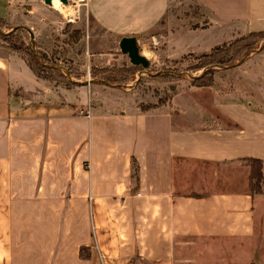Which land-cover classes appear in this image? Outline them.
<instances>
[{
    "label": "crops",
    "instance_id": "0c3cea01",
    "mask_svg": "<svg viewBox=\"0 0 264 264\" xmlns=\"http://www.w3.org/2000/svg\"><path fill=\"white\" fill-rule=\"evenodd\" d=\"M172 1L83 0L75 16L92 44L132 35L153 47ZM189 1L230 37L264 31V0ZM57 10L0 0V19L35 39ZM242 66L246 86L264 82V64L231 69ZM99 80L52 86L0 54V264H264V189L243 162L264 161V94L213 90L206 108L191 89L214 82L189 84L188 97L142 109L95 100Z\"/></svg>",
    "mask_w": 264,
    "mask_h": 264
},
{
    "label": "rangeland",
    "instance_id": "374dc122",
    "mask_svg": "<svg viewBox=\"0 0 264 264\" xmlns=\"http://www.w3.org/2000/svg\"><path fill=\"white\" fill-rule=\"evenodd\" d=\"M72 4L70 2L68 7L56 6L59 22H52L51 32L44 34L42 38L31 37L25 27L22 32H10L13 31V26L7 23L0 24V54L14 53L23 57L27 62L26 59H34L31 54L36 53L42 64L58 68L57 74L50 73L51 76L56 77L50 81L49 85L52 86H67V76L72 81L76 78L85 79L88 71L90 81L92 77L100 79L97 85L91 86V92H95L94 99L103 100L100 103H106L105 101L109 100L115 105H130L146 109L167 102L173 94L178 92H181L178 97L181 96L184 99L188 97V92L182 91L189 86L191 77L202 70V68L188 69L190 65L199 61L196 55L201 51L209 50V47L215 43L228 42L246 34L237 33L230 37L225 25L209 20L208 13L199 5L189 0H173L165 15V21L170 28L168 38H159L153 47L150 41L144 45L137 44L139 52L148 60L147 66L142 67L139 64L130 63L127 55L119 48L113 49L108 43V38L97 39L92 44V39L86 36L84 20L80 22L75 17L73 22H67L62 13L67 10L73 11ZM78 11L80 12V6H78ZM88 46L99 52L87 53ZM149 48L154 52H149ZM259 48L263 51L260 54H254ZM241 62L264 64V35L257 36L251 47L235 60L228 62L226 66H212L215 69L212 74L214 82L212 90L209 89L203 93V87H194L191 91H197L196 94L203 97L202 101L207 106L206 108L211 107L206 95L213 90L224 92L230 89L231 92L241 93L249 88L254 93L264 94V82L261 80L252 81L259 86H246L250 81L246 79L247 71L244 66H242L243 69H231ZM167 69L173 70L174 73L178 71L179 76L161 78V74L166 73ZM42 71L49 74L47 70ZM154 74L158 76L151 77ZM81 93L85 98L90 92L88 89L87 93L84 87ZM262 173L257 178L249 179V187L252 190H259L262 187L264 189V168Z\"/></svg>",
    "mask_w": 264,
    "mask_h": 264
},
{
    "label": "trees",
    "instance_id": "16d2710c",
    "mask_svg": "<svg viewBox=\"0 0 264 264\" xmlns=\"http://www.w3.org/2000/svg\"><path fill=\"white\" fill-rule=\"evenodd\" d=\"M6 23L3 19H0V24ZM25 28L21 26H17L11 30L10 32H22ZM10 34V33H7ZM263 36L264 31H255V32H247L246 34L236 37L228 42H222L212 46L209 50L200 52L196 57L199 59L193 65H190L188 69H201L199 74L192 76L189 84L195 86H209L213 83V72L214 68L212 66L217 65L220 67L226 66L228 62H231L238 58L247 48L251 47L256 41L257 36ZM17 47V46H16ZM34 53V52H33ZM34 59L27 60L28 65L34 71V73L41 78H45L51 81V79H56L55 76H51L50 73L57 74L58 68L56 66H46L40 62L38 59V55L36 53L31 54ZM209 65L210 67H205ZM47 70L49 74H45L44 71ZM174 71L167 69L166 73L161 74V78H174L178 77V71ZM158 74L151 75V77H156ZM67 78V86L75 84L76 81H72L69 76ZM145 109V108H144ZM243 162L248 167V178H257V176L262 175V169L264 168V161L258 158L253 157H245L243 158ZM132 167V177L135 179L136 177V164L134 160H131Z\"/></svg>",
    "mask_w": 264,
    "mask_h": 264
},
{
    "label": "water",
    "instance_id": "95a60500",
    "mask_svg": "<svg viewBox=\"0 0 264 264\" xmlns=\"http://www.w3.org/2000/svg\"><path fill=\"white\" fill-rule=\"evenodd\" d=\"M62 3L67 4L68 0H60ZM45 3L50 4L51 0H44ZM118 48L122 53H125L128 60L132 64H139L146 67L148 64L147 58L138 50L137 42L134 36L125 35L121 36L118 40Z\"/></svg>",
    "mask_w": 264,
    "mask_h": 264
},
{
    "label": "built area",
    "instance_id": "2783aa9c",
    "mask_svg": "<svg viewBox=\"0 0 264 264\" xmlns=\"http://www.w3.org/2000/svg\"><path fill=\"white\" fill-rule=\"evenodd\" d=\"M81 1H83V0H68V3L67 4H64V3L61 2V6H63V7H66L67 5H69L70 2L73 3L72 4L73 11L67 10V11H65V12L62 13L63 14V17L66 19L67 22L73 21L75 19V17H76L75 15L78 14V4ZM74 13H75V15H74ZM85 79H86V82H88V80H89L88 71H87V74H86V78ZM85 114H88V110L87 109L85 110Z\"/></svg>",
    "mask_w": 264,
    "mask_h": 264
},
{
    "label": "bare ground",
    "instance_id": "6f19581e",
    "mask_svg": "<svg viewBox=\"0 0 264 264\" xmlns=\"http://www.w3.org/2000/svg\"><path fill=\"white\" fill-rule=\"evenodd\" d=\"M51 3L54 4L55 6H60L61 1L60 0H51Z\"/></svg>",
    "mask_w": 264,
    "mask_h": 264
}]
</instances>
